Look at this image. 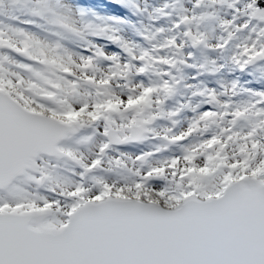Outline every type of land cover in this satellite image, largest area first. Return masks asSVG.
Masks as SVG:
<instances>
[{
	"label": "snow or ice",
	"instance_id": "snow-or-ice-1",
	"mask_svg": "<svg viewBox=\"0 0 264 264\" xmlns=\"http://www.w3.org/2000/svg\"><path fill=\"white\" fill-rule=\"evenodd\" d=\"M11 3L28 18L0 24V264H264V0H194L159 48L163 28L138 52L108 35L125 62L95 44L66 47L92 26L77 27L59 3ZM186 48L210 74L222 60L259 90L233 81L194 91L208 110L182 121L201 107H167L173 71L193 67ZM242 92L251 99L234 102Z\"/></svg>",
	"mask_w": 264,
	"mask_h": 264
},
{
	"label": "rangeland",
	"instance_id": "rangeland-1",
	"mask_svg": "<svg viewBox=\"0 0 264 264\" xmlns=\"http://www.w3.org/2000/svg\"><path fill=\"white\" fill-rule=\"evenodd\" d=\"M4 1L5 0H3V2ZM193 2L194 0L191 1V5L190 3L183 4L182 7L184 9L191 10ZM50 3L53 6L59 3V5L61 6L60 11H62L65 15L69 16L70 19L73 22H75L77 27L82 28L84 25L92 26V29L84 32L83 39L76 40L75 44L73 43L69 44L66 41H62V43H64L65 46L68 47L72 52L77 54H86V53H82L81 50L84 47H86L87 44L89 43L95 44L101 47L107 54L119 55L121 58V62L127 61L128 57L126 56V54L123 52V50L119 45H114L113 43H111L110 40L106 38L108 35L118 36L124 43L136 48L138 52L139 50L148 49L151 47L150 43L143 39L144 35L155 32L157 29L163 28L164 32L157 36V40L151 42L152 44L156 45L157 48H159V43H157V41H162L166 38H170V32L168 31V29L171 27V24L175 22L176 16L181 14V12L173 14L174 18L171 19L169 22H167V24H165L163 20L161 21V19L155 18L154 10L162 7L165 3H171V0H138L136 7L137 9H139L141 15L140 19L134 21L133 16L130 15V17L127 18V20L125 21L128 23L126 24V26L124 25L123 27L122 26L123 22H120L121 17L117 16L116 14H115L116 16H114L113 14L117 12L112 11L113 13L109 14L103 11H99L97 9H94L93 11H88V9L83 8L82 6L79 7L74 6L75 4H72L70 0H50ZM20 6H24V5H16L17 8ZM225 10L227 9L222 7H217L216 9H214V12L215 14L220 15L225 19L230 18L231 14L229 15V17H227L224 14ZM8 11L9 13L13 14L10 8L6 10V5L4 4L3 8L0 10V15L3 16V18L0 19V24L14 25L15 27H24L22 23L15 24L14 22H12V20H10L12 18L9 17L10 15L8 14ZM168 11L172 13L173 10L169 9ZM24 19L27 18L25 17L21 19L18 18L19 21H23ZM120 25L122 27H120ZM100 28L108 29V32L105 34L104 37L94 38L91 35H89V31ZM32 31H37V30L32 29ZM51 39H57V38L51 37ZM165 54H167V52ZM209 59H213V58L210 57ZM207 88H208L207 90L211 89L209 87ZM195 91H197V89ZM240 95L242 97L241 101H246L251 98L246 93H241ZM241 101H234V102H241Z\"/></svg>",
	"mask_w": 264,
	"mask_h": 264
},
{
	"label": "trees",
	"instance_id": "trees-1",
	"mask_svg": "<svg viewBox=\"0 0 264 264\" xmlns=\"http://www.w3.org/2000/svg\"><path fill=\"white\" fill-rule=\"evenodd\" d=\"M82 2H84L85 4H87L89 6V10H94V9H98V8H105V9H109L111 11V13L113 12H117V13H113V14H117L123 18L125 17H129L130 15H132L134 18H136V20L140 19V12L137 10L136 4L138 0H81ZM188 0H179L180 4L177 7L178 10H173L172 13H170V16L168 17V19H163V22L165 24H167V22H169L171 19H173L174 15L178 12H180L179 10L181 9L180 6H182L183 4H186ZM7 4L9 5V3L7 2ZM113 11V12H112ZM10 15L9 17H11L14 20H18L25 17L28 18V7L27 6H20L17 8L16 14L9 13ZM156 18V17H155ZM169 24V23H168ZM212 25H201L200 29L201 31H205L208 27H211ZM168 27V26H167ZM182 30V29H181ZM175 31L170 32V37L172 35H175ZM67 43L71 44H75L76 40L73 41H67ZM196 51V50H195ZM167 52V54H165ZM189 48H186L184 50L185 55H187L189 53ZM163 55H168L169 57H171L172 55V50L170 49H164L161 52ZM207 53H205L206 55ZM204 56H202L199 52L196 53L195 56H192L191 60H188L187 63L191 64V65H197L198 62L201 60V58H203ZM157 67L156 65H154V68ZM192 69H195V66L193 67H181V71L179 73H176L175 71H173V75L177 76V78L180 80V83L177 86V95L168 102L167 107L168 108H174L176 107L178 104H182V103H188L190 104L191 107H195L197 104H200L201 107L197 109V112H200L204 109L208 108V105L204 103L205 98L204 97H200V96H192L193 91H195L197 89V91H201V90H205L207 89V87H211V90H215L216 92L220 91L219 90V86L217 83L216 79H213L214 81L212 82V84L208 83V80H206L205 78L201 79V82H198L197 86H189L188 84V76L189 74L192 72ZM146 82H148V79L151 78L153 80L157 79L156 76H151V77H144ZM165 79H167V77H165ZM196 112V113H197ZM193 112H191L190 110H183L181 113V117L180 119L183 120H187L189 119L188 116L191 115ZM195 114V113H193Z\"/></svg>",
	"mask_w": 264,
	"mask_h": 264
},
{
	"label": "flooded vegetation",
	"instance_id": "flooded-vegetation-1",
	"mask_svg": "<svg viewBox=\"0 0 264 264\" xmlns=\"http://www.w3.org/2000/svg\"><path fill=\"white\" fill-rule=\"evenodd\" d=\"M191 1L192 0H188L187 3L191 5ZM7 2L9 3V5L7 4ZM4 4L6 5V10L10 8V0H5L3 2L2 5H0V10L3 8ZM179 4L176 6V9L178 10V7ZM14 9L12 10H15L17 7H13ZM11 9V8H10ZM224 14L229 17V15L231 14L230 12H228L227 10L224 11ZM2 16V15H0ZM214 25H212L211 27H208L205 32H208L210 34V36L213 38L214 40V37H218L221 35V33L219 32V30H213L214 29ZM201 30V29H200ZM182 31V30H181ZM189 51L193 54L192 56H195L197 51H195L194 49H191L189 48ZM161 55H163L161 53ZM206 56L208 57V59L211 57L213 59H215V55L213 53H207ZM205 60H204V57L201 58V60L198 62L197 65H193L195 66V69L193 70L192 69V72L189 74L188 76V84L189 86H197L198 85V82H201V79L202 78H205L206 80H208V83L209 84H212V82L214 81L213 79H216L217 80V83H218V86H219V90L220 92L223 90L224 87L226 86H230L231 83L233 81H236L238 83L239 86L241 87H246V88H252V90H259L257 88H253V84L256 83V80L254 79V76H246L245 74H240L236 71H233L232 70V67L230 64H228L227 62L225 61H222V60H217V65H221L223 64L224 66L221 68V70L215 74H210V70L205 68V69H202L200 67V65L203 63L204 64ZM163 70H167V68L165 67ZM254 75H258V74H254ZM138 80H144L145 83L146 80L145 78H137ZM209 107V106H208ZM208 110L207 109H204L202 111H206Z\"/></svg>",
	"mask_w": 264,
	"mask_h": 264
},
{
	"label": "water",
	"instance_id": "water-1",
	"mask_svg": "<svg viewBox=\"0 0 264 264\" xmlns=\"http://www.w3.org/2000/svg\"><path fill=\"white\" fill-rule=\"evenodd\" d=\"M14 5V4H13ZM262 6H264V4H262Z\"/></svg>",
	"mask_w": 264,
	"mask_h": 264
}]
</instances>
